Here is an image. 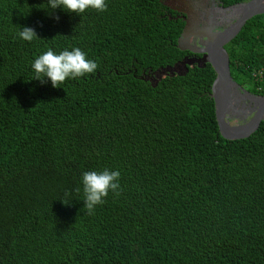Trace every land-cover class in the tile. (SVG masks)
Returning <instances> with one entry per match:
<instances>
[{"label": "trees", "instance_id": "16d2710c", "mask_svg": "<svg viewBox=\"0 0 264 264\" xmlns=\"http://www.w3.org/2000/svg\"><path fill=\"white\" fill-rule=\"evenodd\" d=\"M46 2L0 0V264H264V122L221 136L211 64L145 79L186 56L184 22L163 0L81 16ZM75 47L95 74L33 79L40 55ZM225 49L233 80L264 95V15ZM104 169L121 192L89 215L82 175Z\"/></svg>", "mask_w": 264, "mask_h": 264}, {"label": "water", "instance_id": "95a60500", "mask_svg": "<svg viewBox=\"0 0 264 264\" xmlns=\"http://www.w3.org/2000/svg\"><path fill=\"white\" fill-rule=\"evenodd\" d=\"M220 2V0H218ZM229 10H238V18L235 23L220 32H215L213 28H205L194 34V28L186 25L178 40V48L182 51L186 49L192 53L197 51L189 46L190 40L194 35L206 37L207 40L203 43L204 49L200 50L201 58H188L176 63L173 67H167L158 70L155 79V85L165 76L174 77L175 75L184 76L189 72V67L197 65L199 68L206 67L211 64L217 72V78L212 86L211 97L215 102L216 117L219 125V132L226 140H241L250 137L264 122V96L259 98H251L255 107L250 109L254 113L253 118L245 125L234 126L227 121V115L233 109L234 102L237 100L233 98V91L239 90L241 87L233 80L230 68V57L225 47L233 41L243 30L249 20L256 16L264 15V0H248L228 7ZM183 43L189 47L184 48ZM184 68L185 72H180ZM238 104V102H237ZM239 106V105H238Z\"/></svg>", "mask_w": 264, "mask_h": 264}, {"label": "clouds", "instance_id": "9594fccd", "mask_svg": "<svg viewBox=\"0 0 264 264\" xmlns=\"http://www.w3.org/2000/svg\"><path fill=\"white\" fill-rule=\"evenodd\" d=\"M46 3L48 7L41 8L47 11L51 9L50 13L58 8H63L66 12L76 13L80 16L88 9L104 12L107 11L108 7L106 0H47ZM19 28L18 36L22 40L31 42L36 38H40L31 27L19 26ZM32 68L35 74L33 79L40 80L43 83L46 80L45 78H48L51 80L53 87L60 88V85L69 78L76 79L88 74H95L98 64L93 60H89L86 53L79 47H75L71 51L63 50L59 54L49 49L35 59ZM120 176L121 173L118 170L112 171L109 169L83 173L84 209L89 215L94 213L96 206L105 203L110 191L117 196L120 195ZM76 191L79 192L80 189L77 188ZM69 195L70 193H65L66 197ZM62 202L65 205L70 204L67 199L62 200Z\"/></svg>", "mask_w": 264, "mask_h": 264}, {"label": "flooded vegetation", "instance_id": "af4514ba", "mask_svg": "<svg viewBox=\"0 0 264 264\" xmlns=\"http://www.w3.org/2000/svg\"><path fill=\"white\" fill-rule=\"evenodd\" d=\"M164 5L175 13V19H180L184 22L185 26L189 25L191 28H194V34L199 33L201 30L204 31L205 28H213L215 32L223 31L235 23L238 18V10L233 9L231 11L234 14V18L231 20L226 19V22H224V17L227 16L226 13L230 10L228 7H224L218 0H165ZM215 9L218 11L219 16L215 13ZM206 40V37L194 35L190 40L189 46L193 47L197 53H192L190 50L186 49L184 52H187V54L183 60L186 57L201 58L202 54L200 53V50L204 49L203 43ZM182 46L184 48L189 47L186 43H183ZM180 72H185L184 68H182ZM155 73L144 74L146 76L145 79L151 83H155L154 78L150 79L152 75H156ZM240 87L239 90L237 89V91H233V98H236L237 100L233 104L235 107L230 110V114L226 117L229 124L234 126L247 124L254 116V113L250 111V109L255 107L251 98L264 96L251 93L250 90H247L242 86Z\"/></svg>", "mask_w": 264, "mask_h": 264}, {"label": "rangeland", "instance_id": "374dc122", "mask_svg": "<svg viewBox=\"0 0 264 264\" xmlns=\"http://www.w3.org/2000/svg\"><path fill=\"white\" fill-rule=\"evenodd\" d=\"M163 2L165 3V0ZM215 13L219 16V13L216 9H215ZM226 14H227V16L224 17V22H226V19L231 20L232 18H234V14L232 13L231 10L229 12H227ZM153 78L156 79L157 78L156 75H152V77L150 79H153Z\"/></svg>", "mask_w": 264, "mask_h": 264}]
</instances>
